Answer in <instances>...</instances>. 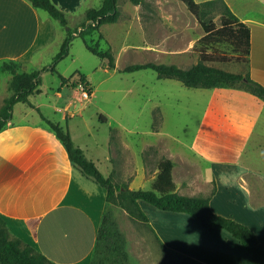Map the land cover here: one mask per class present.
<instances>
[{"label": "crops", "instance_id": "crops-1", "mask_svg": "<svg viewBox=\"0 0 264 264\" xmlns=\"http://www.w3.org/2000/svg\"><path fill=\"white\" fill-rule=\"evenodd\" d=\"M53 1L63 9L68 6L62 0ZM240 18L251 27V23H257V27L256 30L252 27L250 62H235L239 70L234 72H249L255 80L264 84V20ZM62 28L59 21L46 10L35 7L30 0H0V100L11 94L9 82L12 77L1 67V62L19 61L21 69L28 71L44 63L51 64L67 36ZM184 51H178V58ZM104 59L102 67L108 73L119 68L118 62L116 67L110 68L107 59ZM178 65L185 63L179 61ZM216 65L219 66L218 63ZM84 74L89 79L88 74ZM90 83L93 95V84ZM207 90V105L190 148L209 164L211 171L205 174L193 158L174 153L167 146L165 157L174 162L176 189L180 193L200 195L206 191L203 186L196 187L201 177L203 185L208 187L210 184L211 190L215 182L216 191L210 199L212 209L247 224L264 243V101L241 88L217 86ZM38 91L39 88L31 94L30 102H22L24 107L21 112L27 117L17 119L13 111V118L0 131V214L13 236L34 246L55 263L91 264L106 206L107 189L85 176L71 161L65 145L37 109L42 106L36 100ZM56 95L63 96V86L58 88ZM73 104L70 100L65 105L56 103L53 108L62 112L61 119H67L78 113L76 108L72 109ZM99 118L110 122L109 115L103 112ZM56 121L65 125L59 118ZM67 127L74 142L92 158L87 148L77 142L70 126ZM118 127L128 130L121 124ZM121 141V133L115 136L114 142L110 136L108 138V150L112 151V155L103 160L107 175L115 172L117 158L122 156ZM254 142L259 150L258 156L245 159ZM179 157L198 170L199 179H192L194 188L184 185L189 178L180 183L176 181L175 159ZM92 159L101 169L98 162ZM139 202L144 211L146 205L151 204L145 200ZM160 210H153V213L158 227L162 229V236L164 233L176 241L167 242V246L209 264H257L228 230L222 227L208 230L187 212ZM149 220L151 223L152 219ZM180 244L184 247L172 246ZM161 257L159 254L156 262H149L138 261L135 255L137 260H132L131 264H161Z\"/></svg>", "mask_w": 264, "mask_h": 264}, {"label": "rangeland", "instance_id": "rangeland-1", "mask_svg": "<svg viewBox=\"0 0 264 264\" xmlns=\"http://www.w3.org/2000/svg\"><path fill=\"white\" fill-rule=\"evenodd\" d=\"M62 1L68 5L64 10L72 28L86 20L88 7H100L103 3V0ZM226 1L239 16L264 20V4L260 0ZM118 3L121 9L119 20L105 23L99 31H93L85 37L75 36L69 54L57 65L60 73L67 78L78 79V71L88 74L93 84V95L90 93V98L84 97L79 86L69 87L57 73L45 69L41 73L42 82L36 98L42 103L40 110L50 118H59L66 126L69 125L77 142L87 148L89 156L98 162L106 175L103 160L112 155V151L108 150V138L110 136L114 142L115 136L121 133L122 156L117 158L115 172L110 173L116 185L124 183L132 189L151 188L158 174V162L168 153L167 146L174 153L193 158L205 174L210 172L209 164L195 155L190 148L207 105V88L189 87L174 78H159L152 68L125 70L127 65L146 62L178 64L181 61L185 65L179 66H192L195 58L197 61L199 59L195 45L204 33L202 24L183 0H146L145 4L119 0ZM214 20L219 23L220 14L216 13ZM251 24L256 30L257 23ZM61 26L67 33L69 26ZM85 40L100 49L112 48L119 68L108 73L102 67L104 58L87 48ZM184 49V53L179 54L178 58V51ZM221 49L231 52L228 46H222ZM235 62L237 61L214 64L218 63L224 69L236 71L239 66ZM45 66L46 63L36 68ZM62 86L63 96L58 97L56 92ZM91 89L92 87L89 90ZM70 100L74 103L72 109L76 108L78 113L61 119L62 112L55 110L53 105H65ZM3 103L2 98L0 107ZM23 105L24 103L18 102L14 108L15 118L27 117L21 112ZM102 112L109 115L110 122L100 120ZM119 124L121 127L126 126L128 130L119 129ZM258 154L259 150L254 142L245 159ZM175 161L176 181L180 183L189 178V182H184V185L186 188H194L192 179H199L196 167L181 157ZM200 180L196 187L203 186L206 190L203 194H209L210 184L206 187L203 185L204 179L201 177ZM223 193L224 190L221 191ZM150 205L145 207V212L152 219L150 225L133 218L123 207L114 206V217L126 235L131 261L138 259L156 262L159 254L162 256L160 241L164 244L176 242L164 233L163 238L162 229L158 227L153 213V210H161ZM172 246L184 247L182 244ZM195 259L209 264L199 258Z\"/></svg>", "mask_w": 264, "mask_h": 264}, {"label": "trees", "instance_id": "trees-1", "mask_svg": "<svg viewBox=\"0 0 264 264\" xmlns=\"http://www.w3.org/2000/svg\"><path fill=\"white\" fill-rule=\"evenodd\" d=\"M30 1L35 7L46 10L53 19L59 21L63 26H69L65 10L53 0ZM118 1L103 0L100 7L88 8L86 20L82 24L75 28L69 26L67 36L51 64L41 69L28 71L21 69V62L19 61L3 60L1 62V67L10 72L12 77L9 82L11 94L4 99V103L0 107V131L13 118L14 106L17 102H30L31 94L38 90L42 82L41 73L45 69L57 73L65 83L74 87L82 84L90 89L91 83L84 73L78 71V79L67 78L57 69V64L69 54L75 36L85 37L93 31H99L103 24L119 20L121 9ZM130 1L135 4L146 3V0ZM183 1L189 10L197 16L204 29V34L197 39L195 45L199 56L198 61L190 67H182L175 63H134L127 65L125 70L152 68L158 73L159 78H174L189 87L227 86L241 88L257 95L264 101V84L255 80L249 72L229 71L214 64L233 60L249 63L253 48V25L251 27L242 20L226 0ZM216 13L220 14L219 23L214 20ZM85 42L87 48L93 53L107 59L110 68L116 67V56L112 48L100 49L97 45L89 44L86 40ZM222 46H228L231 52L222 50ZM37 109L48 127L57 134L65 145L71 161L85 176L107 189L106 206L97 232L91 264H131L127 238L114 217V206L123 207L133 218L150 225L149 216L142 208L140 200H145L163 210L187 212L208 230H214L216 227L228 230L243 244L257 264H264V243L259 239L257 233L247 224L219 214L212 209L210 199L216 191L215 182L214 187L207 195L180 193L176 189L173 177L174 162L168 157H163L158 162V174L151 188L132 189L124 183L116 185L113 181V175L104 174L97 163L85 154L84 149L74 142L67 126L45 115L39 107ZM160 247L161 264H198L199 262L190 255L172 249L162 241H160ZM0 263L57 264L34 246L13 236L1 214Z\"/></svg>", "mask_w": 264, "mask_h": 264}, {"label": "built area", "instance_id": "built-area-1", "mask_svg": "<svg viewBox=\"0 0 264 264\" xmlns=\"http://www.w3.org/2000/svg\"><path fill=\"white\" fill-rule=\"evenodd\" d=\"M263 4H264V0H260ZM79 88L81 89V91H82V95L84 96V97H89L90 96V91H89V89L87 88V87H85V85H80L79 86Z\"/></svg>", "mask_w": 264, "mask_h": 264}, {"label": "water", "instance_id": "water-1", "mask_svg": "<svg viewBox=\"0 0 264 264\" xmlns=\"http://www.w3.org/2000/svg\"><path fill=\"white\" fill-rule=\"evenodd\" d=\"M69 28V27H68Z\"/></svg>", "mask_w": 264, "mask_h": 264}]
</instances>
